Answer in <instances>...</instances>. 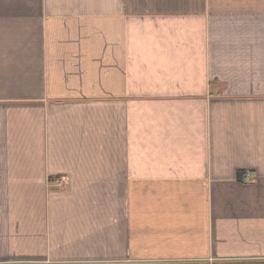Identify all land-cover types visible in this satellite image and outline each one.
Segmentation results:
<instances>
[{
  "label": "crops",
  "instance_id": "0c3cea01",
  "mask_svg": "<svg viewBox=\"0 0 264 264\" xmlns=\"http://www.w3.org/2000/svg\"><path fill=\"white\" fill-rule=\"evenodd\" d=\"M0 264H264V0H0Z\"/></svg>",
  "mask_w": 264,
  "mask_h": 264
},
{
  "label": "built area",
  "instance_id": "2783aa9c",
  "mask_svg": "<svg viewBox=\"0 0 264 264\" xmlns=\"http://www.w3.org/2000/svg\"><path fill=\"white\" fill-rule=\"evenodd\" d=\"M243 180H246L245 178Z\"/></svg>",
  "mask_w": 264,
  "mask_h": 264
}]
</instances>
